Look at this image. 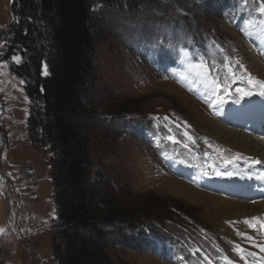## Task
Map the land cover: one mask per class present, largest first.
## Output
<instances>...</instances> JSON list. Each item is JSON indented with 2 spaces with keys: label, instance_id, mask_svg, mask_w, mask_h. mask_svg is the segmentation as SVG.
<instances>
[{
  "label": "rangeland",
  "instance_id": "obj_1",
  "mask_svg": "<svg viewBox=\"0 0 264 264\" xmlns=\"http://www.w3.org/2000/svg\"><path fill=\"white\" fill-rule=\"evenodd\" d=\"M13 1L0 0V170H6L10 178L0 172V235L9 242L2 257L4 264H56L52 232L59 219L51 179L52 151L49 146L33 145L28 134L30 98L24 80L9 67L14 57H20L10 48L13 34L8 37L7 30L14 22ZM260 3L148 0L136 11L109 6L93 10L98 81L88 102L107 109L125 99L137 108V114L129 118L104 115L105 110H97L99 115L92 118L98 140L111 149L106 153L109 173L116 190L127 194L128 200L136 203L135 199L148 196L155 205H168L167 210L179 221L169 220L163 227L166 243L141 226L157 243L154 251H131L108 243L114 260L128 264H264V214L242 219V227L233 226L232 233L219 232L222 215L211 211L207 200L188 199L164 183L172 177L221 195L229 178L244 182L243 171L248 167L256 173L253 158L227 150L204 135L208 126L202 113L236 127L241 114L236 108L251 107L257 117L264 114V106L251 101L264 88L239 54L244 43L264 59ZM201 61L210 68V76H199L192 69ZM212 79L222 85L219 90ZM223 85L228 86L227 92ZM237 89L252 95L242 96ZM251 123L249 131L257 130L260 123ZM177 162L187 169L176 168ZM257 192L264 197V186L247 187L240 198L257 200ZM253 218L258 219L254 222ZM176 230L177 236L172 232ZM175 242L184 244L190 260L185 261L178 244L171 245Z\"/></svg>",
  "mask_w": 264,
  "mask_h": 264
},
{
  "label": "trees",
  "instance_id": "obj_2",
  "mask_svg": "<svg viewBox=\"0 0 264 264\" xmlns=\"http://www.w3.org/2000/svg\"><path fill=\"white\" fill-rule=\"evenodd\" d=\"M147 1H13L15 18L7 30L8 37L13 34L10 48L21 61L11 60V55L7 60L12 61V73L24 80L30 98L29 137L37 148L49 146L52 151L51 179L59 219L52 232L56 264H128L114 260L107 244L154 251L157 243L141 226L166 243L163 227L169 220L179 222L167 210L168 205H155L148 196L135 199L136 203L128 200L127 194L116 190L109 173L106 153L111 149L98 140L92 118L99 115L97 110L129 118L137 114V108L125 99L107 109L88 102L98 81L93 10L109 6L136 11ZM8 244L0 235V264H4L2 250ZM177 244L185 261L190 260L183 243L171 245Z\"/></svg>",
  "mask_w": 264,
  "mask_h": 264
},
{
  "label": "bare ground",
  "instance_id": "obj_3",
  "mask_svg": "<svg viewBox=\"0 0 264 264\" xmlns=\"http://www.w3.org/2000/svg\"><path fill=\"white\" fill-rule=\"evenodd\" d=\"M239 54L243 62L258 77L259 81H264V59L256 52H250L244 43H241ZM261 92L258 93L259 96L254 95L251 101L264 106V95ZM236 109L241 113L236 118L239 119L237 121L240 123L238 127L230 123H228L229 125H225L219 120L202 113L203 122L208 126L203 133L211 141L218 142L227 150L236 151L242 157L249 156L253 158L254 164H256V173L251 170V167H248L247 171H243L245 175L243 177L244 182H237L236 178L233 180L229 178L223 185L225 191H221V195H213L200 191L172 177L164 181L169 189L176 190L178 195L185 196L188 199L200 198L207 200L210 205L209 209L216 214L222 215V219L218 221L219 232L226 233H232L233 226L238 225L242 227V219L253 216L261 217L264 214V197L262 193H256L255 199L257 200L244 201L240 198L243 190L247 189V187L264 186V114L260 117L253 116L251 107L248 108L246 106ZM227 120H229V117H227ZM237 121L235 124H237ZM251 122L254 124L260 123L257 125V130L249 131L248 128L249 126L251 127ZM176 165V168L180 166L183 171L187 169L185 164L177 162ZM254 222H256V219Z\"/></svg>",
  "mask_w": 264,
  "mask_h": 264
},
{
  "label": "snow or ice",
  "instance_id": "obj_4",
  "mask_svg": "<svg viewBox=\"0 0 264 264\" xmlns=\"http://www.w3.org/2000/svg\"><path fill=\"white\" fill-rule=\"evenodd\" d=\"M258 11L262 15H264V0H261V3H260L259 8H258ZM13 59L17 63L20 62V57H18V56L17 57H14ZM191 67L195 71V73L197 75H199V76H204V77L210 76V68L203 61H201V63H199V64H194ZM45 74H46V72H45ZM250 82H251V78H250ZM211 83H212V85L214 86V88L216 90H219L222 87V85L220 84V82L218 80H216V79H212L211 80ZM256 83H258L262 88H264V81H257ZM223 88H224V91L227 92L228 86L227 85H223ZM236 91L237 92H240L242 96L252 95L251 92H241L240 89H237ZM261 94L264 95V92H261ZM222 102L223 101L221 100V103ZM189 139H191V137H189ZM253 219L255 220V219H258V218H253ZM245 222L246 223H250L249 221H245ZM241 251H243V250H241Z\"/></svg>",
  "mask_w": 264,
  "mask_h": 264
},
{
  "label": "water",
  "instance_id": "obj_5",
  "mask_svg": "<svg viewBox=\"0 0 264 264\" xmlns=\"http://www.w3.org/2000/svg\"><path fill=\"white\" fill-rule=\"evenodd\" d=\"M14 18H15V15H14ZM0 172H2L1 170H0ZM2 174L9 180L10 178L8 177V175L6 174V172H2Z\"/></svg>",
  "mask_w": 264,
  "mask_h": 264
},
{
  "label": "crops",
  "instance_id": "obj_6",
  "mask_svg": "<svg viewBox=\"0 0 264 264\" xmlns=\"http://www.w3.org/2000/svg\"><path fill=\"white\" fill-rule=\"evenodd\" d=\"M4 171H6V170H4Z\"/></svg>",
  "mask_w": 264,
  "mask_h": 264
},
{
  "label": "clouds",
  "instance_id": "obj_7",
  "mask_svg": "<svg viewBox=\"0 0 264 264\" xmlns=\"http://www.w3.org/2000/svg\"><path fill=\"white\" fill-rule=\"evenodd\" d=\"M4 172V171H3Z\"/></svg>",
  "mask_w": 264,
  "mask_h": 264
}]
</instances>
